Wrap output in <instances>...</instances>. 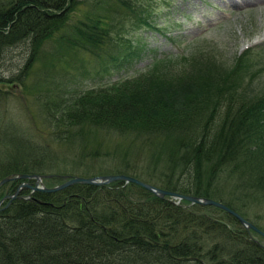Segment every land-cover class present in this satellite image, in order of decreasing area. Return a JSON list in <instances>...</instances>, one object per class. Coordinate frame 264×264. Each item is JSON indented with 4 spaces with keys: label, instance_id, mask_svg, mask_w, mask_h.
I'll return each instance as SVG.
<instances>
[{
    "label": "trees",
    "instance_id": "trees-1",
    "mask_svg": "<svg viewBox=\"0 0 264 264\" xmlns=\"http://www.w3.org/2000/svg\"><path fill=\"white\" fill-rule=\"evenodd\" d=\"M140 2L0 0V65L11 47L23 53L16 71L0 73V93L34 94L39 116L31 121L42 124L34 129L44 142L0 118V178L49 174L42 181L51 186L58 174L123 173L213 198L245 219L254 210L256 221L264 209V64L250 60V48L227 63L194 46L122 81L68 95L56 88L87 62L103 67L130 30L153 27ZM19 180L1 184L0 196ZM27 193L0 204V264H264L262 237L211 205L175 203L120 180Z\"/></svg>",
    "mask_w": 264,
    "mask_h": 264
},
{
    "label": "rangeland",
    "instance_id": "rangeland-1",
    "mask_svg": "<svg viewBox=\"0 0 264 264\" xmlns=\"http://www.w3.org/2000/svg\"><path fill=\"white\" fill-rule=\"evenodd\" d=\"M138 1L146 6V9L142 8V11L144 14L147 12L149 23L153 27L142 26L139 29L130 30L124 37L128 39V44L123 42L113 46L110 50L112 54H115L114 58L104 57L103 67L91 61L86 63L83 74L72 76V70H70V76L64 74L61 80L57 77L59 80L56 79V88H59V92L61 90L68 95L75 90L81 92L122 81L147 70L159 59L177 58L181 53L189 52L194 46H200L201 49L207 47L213 49L227 63L233 61L237 54L248 47L250 60L253 63L264 64V0ZM82 9L84 7H81ZM21 48V46L10 48L4 57V65H0L1 74H6L5 72L9 70L10 72L17 70V65L23 58V53H19ZM131 50L135 51L137 56L128 58L125 54ZM84 55L82 54L81 57H85ZM261 72L264 77V70ZM59 76L61 77V74ZM16 90V93L12 91L0 93V118L15 120L25 127L22 131L26 132L29 139L44 143L43 138L36 135L34 129L36 124L38 127L42 124L37 121L32 124L31 121L39 116V105L34 94L21 91L19 88ZM64 95L62 93V96ZM11 121L8 120L7 125H12ZM68 153L65 150L63 154L67 156ZM42 183L46 185L43 181ZM23 190L26 189L21 188L17 196H20ZM11 194L12 192L8 195ZM167 198L173 200V198ZM5 200L7 203L9 197ZM251 211L249 219L252 223L255 220L254 210ZM263 213L264 209L263 212L255 211V214L259 216L255 222L261 227H264Z\"/></svg>",
    "mask_w": 264,
    "mask_h": 264
},
{
    "label": "water",
    "instance_id": "water-1",
    "mask_svg": "<svg viewBox=\"0 0 264 264\" xmlns=\"http://www.w3.org/2000/svg\"><path fill=\"white\" fill-rule=\"evenodd\" d=\"M51 175L49 174H38V173H16V174H9L2 178H0V185L6 181L13 180V179H33V183L30 184L29 182H20L18 186L15 188L13 194L9 195V200L6 203V205L9 203L11 199L17 198V193L21 188H28L29 193L25 196L29 199H34L31 196V193L34 191H43V192H53L59 189H62L64 187H67L71 184L75 183H81V184H92V185H102L105 183H109L112 181L120 180L123 182H130L133 184H136L154 195H156L159 198H166V196L170 198H175L177 200H186L189 203H197L201 205H211L218 209H221L225 211L226 213L233 216L246 230H252L259 234L263 240H264V231L260 230L258 227H256L253 223L242 217L239 213H237L235 210L231 209L224 203L215 200L213 198L209 197H199L196 195H187V194H181L175 191L167 190L161 187H157L155 185H152L148 182H145L139 178H136L131 175L123 174V173H109V174H101V175H93V176H81V175H67V174H58L57 176L61 178L62 180L54 185L51 186H45L42 183V178L49 177ZM6 196H3L0 198V203L2 202L3 198ZM169 199V198H168Z\"/></svg>",
    "mask_w": 264,
    "mask_h": 264
},
{
    "label": "flooded vegetation",
    "instance_id": "flooded-vegetation-1",
    "mask_svg": "<svg viewBox=\"0 0 264 264\" xmlns=\"http://www.w3.org/2000/svg\"><path fill=\"white\" fill-rule=\"evenodd\" d=\"M17 186H18V185H16L15 188H16ZM15 188H14V189H15ZM25 189H28V188H25ZM23 191H24V190H23ZM8 194H9V193H5V194H3V196H8ZM3 196H2V197H3Z\"/></svg>",
    "mask_w": 264,
    "mask_h": 264
},
{
    "label": "bare ground",
    "instance_id": "bare-ground-1",
    "mask_svg": "<svg viewBox=\"0 0 264 264\" xmlns=\"http://www.w3.org/2000/svg\"><path fill=\"white\" fill-rule=\"evenodd\" d=\"M9 196V195H8ZM8 196H6L5 198H7ZM5 198H3V200L2 201H4L5 200Z\"/></svg>",
    "mask_w": 264,
    "mask_h": 264
}]
</instances>
